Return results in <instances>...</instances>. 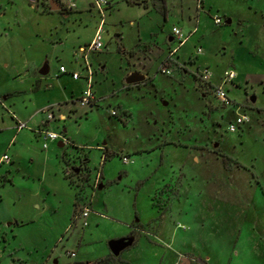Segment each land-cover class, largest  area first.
Instances as JSON below:
<instances>
[{
	"label": "rangeland",
	"instance_id": "rangeland-1",
	"mask_svg": "<svg viewBox=\"0 0 264 264\" xmlns=\"http://www.w3.org/2000/svg\"><path fill=\"white\" fill-rule=\"evenodd\" d=\"M107 1L103 46L87 56L96 103H79L73 96L72 104L60 107L64 120L48 125L67 142L58 146L57 139L43 149L25 128L16 141L22 142L18 162L0 166L13 175L12 184L7 179L0 187V264H96L108 253L109 240L126 234L121 221L135 218L140 224L132 225L124 240L128 245L119 250L128 264H168L167 253L173 255L169 264H264V117L252 108L264 106V84L258 81L264 77L260 14L248 10L247 0H202L198 12L194 0ZM74 3L72 9L81 13L63 18L46 12L49 0H0V95L23 90L13 100L17 110L25 112L30 90L25 65L36 67L41 83L51 86L41 89L59 95L62 86H72L76 95L85 88L83 77L73 79L58 69L60 64L69 69L72 60V67L85 73L78 48L99 24L91 0ZM60 10L71 11L62 3ZM215 13L220 25L212 20ZM194 24L195 33L171 63L172 73H162L171 27L187 32ZM44 65L48 72L40 74ZM204 67L212 85L224 70L235 71V82L225 85L230 105L208 94L207 80L198 74ZM13 70L16 77H8ZM128 71L145 79L127 84ZM237 107L250 121L227 131ZM10 108L0 105L1 128L11 123ZM7 135L0 132V157L10 153L3 143ZM100 146L108 153L103 161ZM121 154L130 161L123 162ZM97 172L100 188L93 187ZM71 199L97 201L102 206L95 210L104 217L91 213L82 228L73 211L69 217ZM105 258L107 264H127L118 254Z\"/></svg>",
	"mask_w": 264,
	"mask_h": 264
},
{
	"label": "crops",
	"instance_id": "crops-1",
	"mask_svg": "<svg viewBox=\"0 0 264 264\" xmlns=\"http://www.w3.org/2000/svg\"><path fill=\"white\" fill-rule=\"evenodd\" d=\"M54 1H56L59 5L61 3L64 4V2H65V0H63V2L61 0H54ZM262 1L264 2V0H262ZM246 3L248 5V10H250L253 14H258V13L260 14L261 26H263L264 25V5L261 3V0H249V1L247 0ZM203 6H204V2H202V7ZM75 7H76V5L74 3V8ZM74 8L71 9V11H69V12H64V11H61L60 9L49 10V11H46V12L47 13L60 12L63 18H67V16L72 15V12H75L76 15H79L81 13L80 10H76ZM208 10L210 11V9H208ZM222 12H223V16L226 18L225 19V23H230L231 24L232 19L230 18L229 12L226 11L225 9H223ZM215 14L219 15L218 13H215ZM168 15H165V17H167ZM183 16H185V17H183ZM197 16H198V14H196V17ZM180 17H181V19L183 18L184 22H190L191 21L190 16H188L189 18L186 20V15L185 14H181ZM192 27H193V25L192 26H188V30H190ZM195 31L193 33H195ZM167 40H168L167 43H169V46L167 48V51H168V49H170L171 46H172V41L170 40V36L168 37ZM155 51H157V53L160 54L159 57L163 55V52H162V50L160 48L156 47ZM177 52H178V50H177ZM177 52L174 55L175 59L177 58ZM157 53H154V54H156V56H157ZM177 59L179 60V58H177ZM45 62H48V60L46 59ZM70 62L71 63L69 65L70 66L69 69L65 66V64H60V65H63L65 67L66 71L65 72L59 71V72L61 74H69L70 77L72 78L70 72L73 71V70L77 71V69L75 67H72V60ZM24 67H25V69L23 71H25L26 74H28V77L31 79L30 90L28 92H26V96H27L26 100H23V102H25L24 103V108L26 109L25 112L17 110V106H16L15 102L13 101L14 97L17 95V93H22L23 90H9V89H7L5 91V93H2L0 95V97H1L0 98L1 99L0 105L3 106V107H4V105H7L8 107H11L10 108V113H11V119L10 120H11V123H9L4 128L0 127V132L5 130V131H7L8 135H9V136L7 135L5 137V140L3 139V143L6 146L5 147L7 149L6 151L8 153L10 151V153H9L10 162L9 163H11V164H15V163L18 162V157H19L18 156V150L21 147L22 142H20V144H18L16 141H17L18 135L20 133H22V131H24L25 128L31 129V131H33L34 135L36 136L37 141H40V143H41V139H40L38 133L36 132V130L39 127L40 122L42 121V119L44 117V114L42 112V108H44L45 106H48V105H52V107L54 109V113L56 115V119L50 121L49 124H51V122H53L55 120H60L61 118L64 120V116L60 112V107L65 105V104L67 105L69 102L72 104V97L73 96L77 97V98H75L76 101H78L79 103H82V101H80V99H79V95L81 94V92H79L80 94L78 93V94L75 95L74 93H72V86L70 88H68L67 86H62L63 89L61 90L60 94L58 95L57 93L52 92L51 89H47V88L51 87L48 83H44V84L41 83L42 78L37 74V68L36 67L32 68L33 66L27 67L26 65ZM12 69H13V66H12ZM31 69H32V71H31ZM46 69H47V71H46V73H47L48 72V67L47 66H46ZM16 72H17V70H13V72L12 71L8 72L7 74H9V76L8 75L7 76L11 77V78H14L18 74ZM58 76L59 75H57V77ZM258 81H259L260 84H262V83L264 84V77L263 78L259 77ZM234 82H235V78L233 79V83ZM42 87H47V88L41 89ZM41 90H43L42 92H44V94L42 96L39 93ZM35 99H36V101H35ZM32 101H33V103H32ZM89 106H91V105H89ZM252 108L254 110L256 109L255 111L258 112L259 114H261V116L264 117V106H262V105H260L259 107H256V106L253 107L252 106ZM15 119L22 120L25 123V126L21 127L20 129H17L15 127ZM262 123H263V121H261V124ZM53 142L54 141L48 142V146H47L46 149H48V147ZM102 143H104V142H102ZM1 164H0V166H1ZM5 172H6V177H2L3 180H0V187L4 186L6 184V182H7V180H4V178L8 179V181L11 184L13 183V175L11 173L10 168L0 169V175L4 174ZM100 187H102L101 184H100ZM100 187H98V188H100ZM71 205H73V210H71V212L69 213V217H70L72 211H73V213L76 212V209L78 208V206L80 204L77 202V200H74V199L72 200L71 199ZM89 205H90L91 210H93V211L89 213L88 217L90 216L91 213H94L96 216H99L101 218L104 217V213L101 212V210H98V211L95 210L96 208L98 209V206L101 207L102 206L101 204L99 205L97 201L94 202V200L91 199ZM103 208H104V210H107V206L106 205H104ZM94 220L96 222L99 221V219L97 217H94ZM12 222H13V224H17V220H15V219ZM12 222H10V223H12ZM120 224H122V225L124 224L123 226L125 228H128V229L126 230L127 231L126 234L118 236L116 238L129 236L132 233V230H131V228L133 227L132 225L140 224V221H139L138 218H135L132 222H127V221L122 222L121 221ZM66 228H67V225L64 226V231H66ZM64 231H63V233H64ZM116 238H112V239H116ZM110 253L112 254V252L109 249L108 253L102 254L99 258H105L106 256L110 255ZM120 254L121 253L119 252L118 253V257L121 259V261L127 263L128 261L126 259L120 257L121 256ZM163 256H165V253H164ZM172 256H173L172 253H167V257H166L165 262L167 261L168 264L171 263L172 258H173ZM54 260H56V259H53V261ZM88 262H90V261H86V262H83V263L86 264Z\"/></svg>",
	"mask_w": 264,
	"mask_h": 264
},
{
	"label": "built area",
	"instance_id": "built-area-1",
	"mask_svg": "<svg viewBox=\"0 0 264 264\" xmlns=\"http://www.w3.org/2000/svg\"><path fill=\"white\" fill-rule=\"evenodd\" d=\"M194 1H195L196 11L198 12L199 8H202V0H194ZM107 4H108L107 0H91V5L97 9L100 19H99V24L96 27L94 35L90 39V41L86 44L80 45L78 48L79 54L83 58L85 73L83 75H81V73L79 71L73 70L70 72L73 79H78L80 77H83L85 79L86 85H85V88L83 89V91L81 92L79 99H80V101H82V103L84 102V103H87L91 106L96 103V99H95L96 96L94 95V92L91 88L92 87L93 70L90 67V63L87 60V56L90 52L98 51L103 46V43H102L100 37H101V32H102V25L104 23V15H105L104 11H105ZM64 5L68 9H72V7H74V0H65ZM212 20H213L214 24H216V25H220V23H221L220 16L217 14H214L212 16ZM195 30H196V24L193 25V27L190 30H188L187 32L182 31L181 27H178L175 25L171 27V29H170V40L172 41V43H174V45H172L171 48L168 49L166 57L164 58L163 61H161L160 71L162 73H164L166 75H170L172 73L173 69H172L171 63L174 60V55L176 54L178 48L188 40L190 35ZM195 52H196V54L201 53V46H197L195 49ZM59 71L65 72L66 69L63 65H59ZM198 72H199L198 74L203 79L207 80L205 82V84L211 90L215 99L218 100L220 102V104H222L224 106L230 105L231 101L227 97L225 85L227 83L233 84V79L236 76L235 71L232 69L224 70L223 73L220 75V81L217 84H213V85L209 84L210 72H209L207 67L200 68ZM200 80H202V79L200 78ZM0 103H1V99H0ZM42 112L44 114V117H43L42 121L40 122L39 127L36 130V132L38 133V135L41 139V147L43 149H46L48 146V142L55 141L57 139H58L57 142L60 141L63 145V142H67V140L57 131L48 128L49 122L56 119V115L54 113V109H53L52 105H48V106H45L44 108H42ZM109 113L111 115H117V111L114 109H110ZM249 121H250L249 115L244 111H240V108L237 107L235 109L233 119L229 120L227 125H226V130L230 131V132H234L237 130V128L240 125L248 123ZM262 125L264 127V121H263ZM24 126H25V123L23 121L15 119V127L17 129H20L21 127H24ZM100 148L103 149V154L101 156V161H103L106 159L108 153H107V149L105 147L100 146ZM120 158L123 162H129L130 161L129 156L126 154H121ZM8 160H10L9 156L6 153H4L0 157V164L3 162H7ZM69 173H71V172L69 171ZM100 176H101V173L97 172L95 175V178L93 180V187L94 188H96V187L98 188V186L101 184ZM90 201H91V199H89L87 202L80 204L78 206V208L76 209V212L74 213V221L79 220L81 227H84L88 224L87 218H88L89 213L92 212L90 205H89ZM71 225H72V223H71ZM65 253L69 256H74V254H75L73 251H69V250H66ZM6 264H10V263H6Z\"/></svg>",
	"mask_w": 264,
	"mask_h": 264
},
{
	"label": "water",
	"instance_id": "water-1",
	"mask_svg": "<svg viewBox=\"0 0 264 264\" xmlns=\"http://www.w3.org/2000/svg\"><path fill=\"white\" fill-rule=\"evenodd\" d=\"M49 4H50V9L51 10H57L60 9V5L54 1V0H49ZM47 71L46 66L44 65L40 70L39 73L40 74H45ZM144 79V75L138 71H131L128 72L126 77H125V82L127 84H133V83H137L140 82ZM58 146H62V143L60 141L57 142ZM100 187V185L98 186ZM129 236L127 237H120V238H116V239H110L108 242L109 245V249L112 252V254L116 255L118 254L119 250L122 249V247L128 245L124 240L128 239ZM54 262H56V260H54Z\"/></svg>",
	"mask_w": 264,
	"mask_h": 264
},
{
	"label": "trees",
	"instance_id": "trees-1",
	"mask_svg": "<svg viewBox=\"0 0 264 264\" xmlns=\"http://www.w3.org/2000/svg\"><path fill=\"white\" fill-rule=\"evenodd\" d=\"M4 180H7L6 178H4ZM111 254V253H110ZM114 255V254H111ZM96 264H107V259L106 258H99L98 260L95 261ZM86 264H90V262L86 263Z\"/></svg>",
	"mask_w": 264,
	"mask_h": 264
},
{
	"label": "flooded vegetation",
	"instance_id": "flooded-vegetation-1",
	"mask_svg": "<svg viewBox=\"0 0 264 264\" xmlns=\"http://www.w3.org/2000/svg\"><path fill=\"white\" fill-rule=\"evenodd\" d=\"M209 90H210V89H209ZM209 93H211V90H210V92L208 91V94H209Z\"/></svg>",
	"mask_w": 264,
	"mask_h": 264
}]
</instances>
